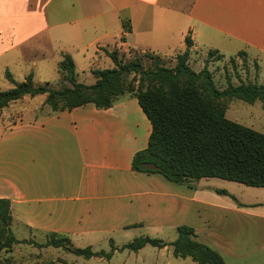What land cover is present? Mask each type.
Listing matches in <instances>:
<instances>
[{"label": "crops", "instance_id": "1", "mask_svg": "<svg viewBox=\"0 0 264 264\" xmlns=\"http://www.w3.org/2000/svg\"><path fill=\"white\" fill-rule=\"evenodd\" d=\"M123 19H130V32H124ZM38 34H65L74 49L94 47L86 64L92 75L103 69L94 67L99 61L114 66L107 50L179 53L187 47L186 37L192 51L225 56L244 51L264 66V0H0V58ZM62 53L69 52L61 51V60ZM27 115L0 140L5 170L0 197L11 200L14 224L47 233L187 224L227 264H232V234L245 229L246 220L264 236V209L211 203L200 195L199 180L190 187L132 169L152 130L136 97H122L107 109L89 103ZM256 188L264 193V187ZM205 189L216 192L210 185ZM191 205L209 214L190 219ZM247 256L264 261V243Z\"/></svg>", "mask_w": 264, "mask_h": 264}, {"label": "trees", "instance_id": "2", "mask_svg": "<svg viewBox=\"0 0 264 264\" xmlns=\"http://www.w3.org/2000/svg\"><path fill=\"white\" fill-rule=\"evenodd\" d=\"M123 27L124 32L131 31L130 19H123ZM186 44V49L177 54L174 66L164 64L157 55L156 59L151 57L155 61L151 68L144 67L142 56L124 61L118 48L107 50L114 66L93 70L96 81L92 84L78 81L76 64L69 53H62L59 63L60 74L67 82L59 87L49 82L34 84L32 74L16 82L7 70L6 76L15 86L0 91V110L27 95H46L44 103L54 113L89 103L107 109L122 97H136L152 130L147 147L133 157L134 171L160 174L173 183L190 187L193 181L213 177L264 187V132L226 115L227 103L233 99L248 103L260 100L264 107V83L241 81L236 84L229 80L226 87L220 88L209 62L213 58L221 60L225 55L209 50L204 67L196 71L190 64L193 46L190 37H186ZM131 73L140 76L137 86L127 79ZM218 192L228 193L222 189ZM13 220L11 200L0 197V264H7L3 253L21 242L13 230ZM177 231V238L171 242L143 235L120 249L139 251L148 244L158 248L172 246L174 256L190 257L197 264H227L219 251L198 240L194 227L181 224ZM48 235L45 243H32L63 248L86 259H110L118 249L113 238L110 251H95L92 246H74L64 233L50 232Z\"/></svg>", "mask_w": 264, "mask_h": 264}, {"label": "rangeland", "instance_id": "3", "mask_svg": "<svg viewBox=\"0 0 264 264\" xmlns=\"http://www.w3.org/2000/svg\"><path fill=\"white\" fill-rule=\"evenodd\" d=\"M14 38L15 40L18 39L19 35ZM73 46L74 44L70 42L65 34H52L50 36L48 34H38L32 39L23 42L17 48L8 51L4 57L0 58V91L15 86V83L7 78V70L13 74L16 82H22L26 80L27 76L32 74L34 84L38 85L49 82L51 85L59 87L64 82L59 70L61 51L69 52L75 58L78 81L92 84L95 78L88 67H86V64L89 63L90 55L94 53V47L74 49ZM245 51L250 54H256L254 51L248 49H245ZM120 53L124 55V61L142 56L145 68L154 66L155 61L153 59H156L157 55L161 56V61L164 64L174 66L178 54H162L150 51L138 52L133 49H126L120 51ZM208 54V50L201 48L194 49L190 57L192 68L200 71L204 67ZM109 60L111 63L113 62L112 59ZM5 62L8 63V66L4 67ZM100 63L101 61H99V65H95L94 67H108V65ZM209 68L213 71L215 81L220 88L226 87L229 80L236 84L241 81L264 83V66H261L257 57H252L247 53L225 56L221 60L213 58L209 62ZM83 69L87 73H84ZM139 77V75L131 73L127 79L129 81L133 80L137 86ZM44 100L45 95H37L35 97L27 95L11 102L6 108L1 109L0 140L6 130L13 126L15 122L24 118L28 112L34 110L36 111V115L49 112L51 108L44 103ZM226 115L229 119L236 120L248 127L264 132V107L260 100L254 103H248L241 99L228 101ZM0 170H2L0 175L4 176L5 170ZM199 181L198 191L200 195L204 194L205 200L208 202L232 203L253 210L264 209V193L254 190L257 189L256 187L215 177L204 178ZM0 184H3V180L0 181ZM206 185L213 186L216 192L205 189ZM219 189L226 190L228 193L218 192ZM261 191H264V189ZM206 210L199 205H191L189 218L198 217L203 220L209 214ZM217 223L221 222H215L213 226ZM248 224L252 223L246 220L245 229L242 228L240 230L241 232L243 231L242 234L240 231L233 233L234 223L232 221V264H264L262 260H252L247 256L255 250L260 249L262 242L264 243V236H259L261 232L258 233L254 227ZM12 227L16 237L21 242L16 243L12 250L3 253L4 257L7 258V264H197L190 257L181 258L174 256L172 246L158 248L148 244L139 251L120 249L125 243L132 241L137 236L143 235L171 242L178 236L177 228H156L142 224L131 227L130 225H110L104 227V229L92 232L64 233L70 238L74 246L80 248L92 246L95 251H110L112 247L111 238L114 239V245L118 249L114 251L110 259L106 257L86 259L63 248L39 246L36 244L45 243L50 232L35 231L14 223H12ZM235 230H238L237 227H235ZM27 240L31 242H26ZM32 241L36 243H32Z\"/></svg>", "mask_w": 264, "mask_h": 264}]
</instances>
